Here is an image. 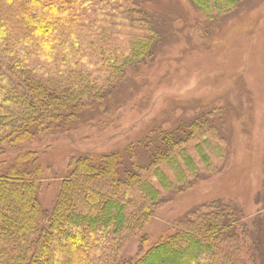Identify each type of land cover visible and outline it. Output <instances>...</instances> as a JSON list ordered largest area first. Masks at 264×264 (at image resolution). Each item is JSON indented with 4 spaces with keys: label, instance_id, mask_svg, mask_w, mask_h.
Segmentation results:
<instances>
[{
    "label": "trees",
    "instance_id": "trees-1",
    "mask_svg": "<svg viewBox=\"0 0 264 264\" xmlns=\"http://www.w3.org/2000/svg\"><path fill=\"white\" fill-rule=\"evenodd\" d=\"M191 1L207 15H219L239 0ZM136 6L135 0H0V146L17 151L13 160L0 162V195L9 194L0 200V264H33L31 258L81 264L113 245L115 254L107 257L112 262L141 232L164 193L191 175L213 172L215 160L226 156L227 141L206 117L175 131L157 126L122 152L71 160L52 207H41L37 153L19 148L76 121L83 99L103 98L125 68L153 48L154 34L132 35L123 48L112 43L124 26H149ZM135 146L145 147V165L137 162ZM259 223L250 231L233 204L211 202L189 213L174 233L123 261L247 264L242 246L251 240L261 248Z\"/></svg>",
    "mask_w": 264,
    "mask_h": 264
},
{
    "label": "rangeland",
    "instance_id": "rangeland-1",
    "mask_svg": "<svg viewBox=\"0 0 264 264\" xmlns=\"http://www.w3.org/2000/svg\"><path fill=\"white\" fill-rule=\"evenodd\" d=\"M135 1V9L145 13L149 26L144 22L136 23L134 30L124 26L112 43L123 48L132 35L154 34L153 48L125 68L103 98L83 99L85 107L76 121L50 134H38L19 148L37 153L42 172L38 201L43 209L52 207L71 160L87 153L122 152L157 126L175 131L203 116L227 141L222 145L228 143L226 156L215 160L213 172H200L198 178L191 175L185 185L164 193L157 210L141 232L123 245L117 259L107 261L115 254L112 245L81 264H124L123 260L141 255L160 237L174 233L189 213L211 202L233 204L250 231L260 222L261 248L250 239L245 241L242 258L247 264H263L264 0H239L219 15H207L191 0ZM135 150L137 162L145 165V147L135 146ZM16 154L0 146V162L13 160ZM1 186L4 192L5 182ZM8 196L6 192L0 200L5 202Z\"/></svg>",
    "mask_w": 264,
    "mask_h": 264
}]
</instances>
